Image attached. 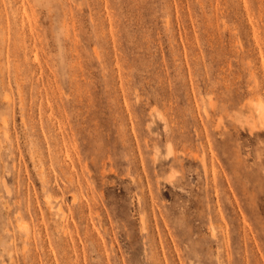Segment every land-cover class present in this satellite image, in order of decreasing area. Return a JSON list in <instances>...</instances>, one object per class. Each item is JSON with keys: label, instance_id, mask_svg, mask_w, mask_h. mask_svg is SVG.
Segmentation results:
<instances>
[{"label": "rangeland", "instance_id": "obj_1", "mask_svg": "<svg viewBox=\"0 0 264 264\" xmlns=\"http://www.w3.org/2000/svg\"><path fill=\"white\" fill-rule=\"evenodd\" d=\"M0 264H264V0H0Z\"/></svg>", "mask_w": 264, "mask_h": 264}]
</instances>
